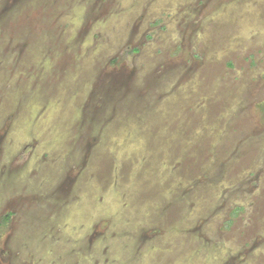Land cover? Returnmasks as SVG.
<instances>
[{
  "label": "rangeland",
  "instance_id": "374dc122",
  "mask_svg": "<svg viewBox=\"0 0 264 264\" xmlns=\"http://www.w3.org/2000/svg\"><path fill=\"white\" fill-rule=\"evenodd\" d=\"M0 264H264V0H0Z\"/></svg>",
  "mask_w": 264,
  "mask_h": 264
},
{
  "label": "trees",
  "instance_id": "16d2710c",
  "mask_svg": "<svg viewBox=\"0 0 264 264\" xmlns=\"http://www.w3.org/2000/svg\"><path fill=\"white\" fill-rule=\"evenodd\" d=\"M9 217H10V213L4 215L3 219H9Z\"/></svg>",
  "mask_w": 264,
  "mask_h": 264
}]
</instances>
